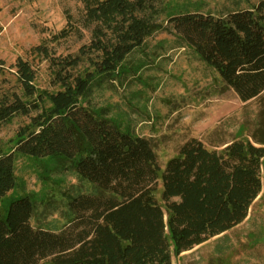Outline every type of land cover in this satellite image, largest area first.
Returning a JSON list of instances; mask_svg holds the SVG:
<instances>
[{"label":"trees","instance_id":"obj_1","mask_svg":"<svg viewBox=\"0 0 264 264\" xmlns=\"http://www.w3.org/2000/svg\"><path fill=\"white\" fill-rule=\"evenodd\" d=\"M91 41L77 54L36 47L57 90H41L18 57L20 91L0 98V131L29 121L0 144V264H173L179 255L242 223L262 191L264 122L250 139L208 147L191 138L162 166L156 145L96 98L142 64L129 57L158 31L173 34L243 102L264 93V0L223 13L173 9L153 0H82ZM73 29H64L68 36ZM59 36V35H58ZM59 36V37H60ZM0 70L5 68L0 61ZM51 159L76 183L43 199L22 192L17 161ZM57 215L61 226L49 218Z\"/></svg>","mask_w":264,"mask_h":264},{"label":"rangeland","instance_id":"obj_2","mask_svg":"<svg viewBox=\"0 0 264 264\" xmlns=\"http://www.w3.org/2000/svg\"><path fill=\"white\" fill-rule=\"evenodd\" d=\"M173 4V9L223 13L234 7H249L259 0H153ZM82 0H0V98L12 90L20 91L14 68L18 57L29 60L37 71L36 85L54 91L50 60L38 54L45 45L55 56L75 55L91 41L92 26L84 23ZM64 29H73L60 36ZM60 37H59V36ZM129 63L142 64L121 81L110 84L97 100L115 105L114 115L136 134L156 145L162 166L180 147L195 137L208 147L234 139H250L264 122V93L243 102L233 89H224L218 75L188 47L179 46L176 37L158 31L129 57ZM1 66V64H0ZM29 121L18 116L0 131V144L7 142L20 126ZM51 159L20 157L17 161L19 186L3 201L22 192L39 199L61 196L63 189L76 183L72 174L53 171ZM262 191L250 207L248 217L231 230L214 236L179 255L172 253L173 264H264V159L261 168ZM48 220L61 226L57 215Z\"/></svg>","mask_w":264,"mask_h":264}]
</instances>
